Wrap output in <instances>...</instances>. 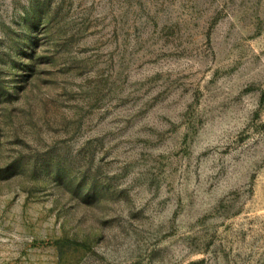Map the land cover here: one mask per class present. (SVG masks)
Wrapping results in <instances>:
<instances>
[{
  "label": "rangeland",
  "instance_id": "obj_1",
  "mask_svg": "<svg viewBox=\"0 0 264 264\" xmlns=\"http://www.w3.org/2000/svg\"><path fill=\"white\" fill-rule=\"evenodd\" d=\"M0 264H264V0H0Z\"/></svg>",
  "mask_w": 264,
  "mask_h": 264
}]
</instances>
